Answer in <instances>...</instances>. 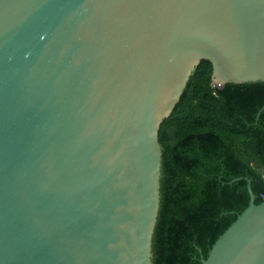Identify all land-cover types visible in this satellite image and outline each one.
Listing matches in <instances>:
<instances>
[{
	"label": "water",
	"instance_id": "obj_1",
	"mask_svg": "<svg viewBox=\"0 0 264 264\" xmlns=\"http://www.w3.org/2000/svg\"><path fill=\"white\" fill-rule=\"evenodd\" d=\"M203 60L264 82V0H0V264H153L161 125ZM247 181L202 264H264Z\"/></svg>",
	"mask_w": 264,
	"mask_h": 264
},
{
	"label": "trees",
	"instance_id": "obj_2",
	"mask_svg": "<svg viewBox=\"0 0 264 264\" xmlns=\"http://www.w3.org/2000/svg\"><path fill=\"white\" fill-rule=\"evenodd\" d=\"M159 140L153 264H202V255L249 206L247 179L256 203L264 201V82L216 88L213 64L203 60L163 121ZM241 177L247 179L233 182Z\"/></svg>",
	"mask_w": 264,
	"mask_h": 264
},
{
	"label": "built area",
	"instance_id": "obj_3",
	"mask_svg": "<svg viewBox=\"0 0 264 264\" xmlns=\"http://www.w3.org/2000/svg\"><path fill=\"white\" fill-rule=\"evenodd\" d=\"M213 86L216 87V88H221V87H222V84H220V83H216V82L213 80Z\"/></svg>",
	"mask_w": 264,
	"mask_h": 264
}]
</instances>
